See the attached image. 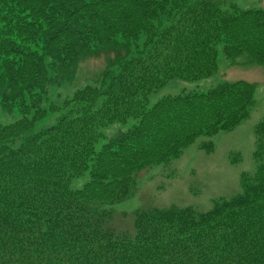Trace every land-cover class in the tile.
<instances>
[{
	"label": "trees",
	"instance_id": "1",
	"mask_svg": "<svg viewBox=\"0 0 264 264\" xmlns=\"http://www.w3.org/2000/svg\"><path fill=\"white\" fill-rule=\"evenodd\" d=\"M109 53L93 84L54 102L53 90L72 82L81 62ZM221 55L264 64V9L0 0V108L21 115L0 125V264H264V119L256 170L242 174L239 194L205 212L138 209L131 230L111 225L141 173L250 117L256 86L244 80L147 107L172 80L213 76ZM116 124L130 126L110 136Z\"/></svg>",
	"mask_w": 264,
	"mask_h": 264
},
{
	"label": "rangeland",
	"instance_id": "2",
	"mask_svg": "<svg viewBox=\"0 0 264 264\" xmlns=\"http://www.w3.org/2000/svg\"><path fill=\"white\" fill-rule=\"evenodd\" d=\"M223 9L235 4L241 9H264V0H214ZM114 53L91 57L78 66L75 78L70 83L53 90L54 102H62L78 88L93 84V79L102 73L108 58ZM248 81L256 86L255 104L250 117L232 132H220L212 137L202 136L185 150L183 156L170 164L154 166L141 173L136 180L134 194L113 207L111 225L116 229H132L133 213L146 207L166 208L192 206L205 212L212 209L214 202L231 198L241 192V176L254 173L256 163L253 153L256 149V126L264 119V64L248 62L246 55L235 61L222 55L219 58L218 72L199 80L170 81L148 97L147 107H152L168 95L183 92H206L224 82ZM21 118L19 112L5 113L0 108V125L13 123ZM49 117L36 124L35 131L50 126ZM130 125H114L110 136ZM212 143L214 150L207 152L201 145ZM83 184V180L80 181ZM126 214V215H125ZM125 215V216H124Z\"/></svg>",
	"mask_w": 264,
	"mask_h": 264
}]
</instances>
